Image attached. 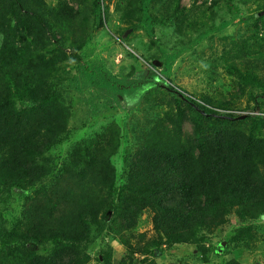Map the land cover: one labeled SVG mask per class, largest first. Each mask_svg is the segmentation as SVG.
<instances>
[{
    "label": "trees",
    "instance_id": "trees-1",
    "mask_svg": "<svg viewBox=\"0 0 264 264\" xmlns=\"http://www.w3.org/2000/svg\"><path fill=\"white\" fill-rule=\"evenodd\" d=\"M107 1L112 0H0V191L33 193L20 227L9 230L0 220V264H124L115 258V241L131 259L137 257L134 264H157L156 253L176 244L200 249L206 241L200 232L213 233L232 216L241 225L264 221V113H259L264 102V31L259 28L261 23L264 28V0H242L251 6L247 19L255 27L222 56L212 54L211 69L203 70L216 72L222 63L226 72L238 74L240 97L251 112L243 120L236 119L243 111L241 99L191 93L174 82L172 71L177 54L241 17L232 0H193L191 7H183V0H117L116 15L125 11L130 23L122 35L141 31L154 45L160 43L155 39L158 28L167 27L189 42L178 44L176 54L161 50L147 59L153 66L158 58L164 66L160 74L150 71L159 77L152 88L160 95L148 103L147 116L129 121L127 115L123 124H107L65 159L55 160L56 173L46 163L45 154L72 132L71 107L61 92L65 61L75 60L82 79L110 91L116 101L118 95L138 93L140 109L147 96L135 86L137 79L116 81L106 68L94 69L86 61L84 48L108 19ZM224 1L232 16L213 24ZM185 122L192 127L189 141ZM130 125L140 129L134 132V149L124 145L118 176L112 159ZM50 175L58 177L51 190L39 188ZM143 221L151 232H140ZM235 234L238 253L255 249L260 240L253 225ZM229 247L220 243L218 252Z\"/></svg>",
    "mask_w": 264,
    "mask_h": 264
},
{
    "label": "rangeland",
    "instance_id": "rangeland-1",
    "mask_svg": "<svg viewBox=\"0 0 264 264\" xmlns=\"http://www.w3.org/2000/svg\"><path fill=\"white\" fill-rule=\"evenodd\" d=\"M52 1V0H51ZM206 0H198V4L204 3ZM116 2L117 0L107 1L110 4V12L108 19H106L104 26L94 31L93 38L89 43V46L84 48L87 50L86 61L94 69L101 67L106 68L111 72L112 77L116 81L133 82L137 79L135 84L138 89L146 90L147 96L144 98L143 104L140 109H136L137 101L139 99L138 93L132 95H118L119 101H116L111 97V94L107 90H100L99 84H89L85 77L82 79V75L75 60H67L63 64V70L60 76L64 80L62 83L61 92L65 100V104L71 107L70 128L72 132L68 135L67 139L56 146L53 150L45 154L46 162L50 168L55 169V160L65 159L80 141L88 140L90 136L98 134L100 130L111 122H118L123 124V120L127 115H130L128 119L135 120L139 116H147L148 103L160 95L159 89L152 88L153 82H159V77L155 74H150V71H155L157 74L161 73V69L164 70L163 63L160 67H153L147 59L156 54L159 56L161 50H165L169 53H175L181 51L178 44L184 47L189 42L188 37L182 34L175 33L171 28L159 27L156 32L155 39L159 44H154L145 33L133 32L130 29L129 32L122 35L124 30L130 28L126 12H120L116 15ZM193 0H183L182 6L191 7ZM210 4V3H209ZM232 4L236 5L241 12V17L231 23L222 33L218 35H211L209 38L204 39L196 45L194 48H185L181 54L176 55V59L173 64L172 71L174 73V82L181 88L189 90V92L201 95L208 93L212 98L216 100L226 101H239L240 97V78L237 73H229L225 71L223 64L221 63L217 67V73L213 70L212 73H203L204 69H211L208 66V60L212 54L220 57L229 50V48L237 41L250 35L251 27L254 28L255 21L248 20L250 16L251 6L245 4L242 0H232ZM72 5L77 8L75 3ZM255 7H253L254 9ZM232 15L228 12L227 2H221L216 13L214 15L213 24H219L225 18L230 19ZM241 18H245V21H241ZM262 23L259 28L264 31ZM192 37V36H191ZM67 51H70L69 49ZM153 61V60H152ZM102 64V65H101ZM194 68V71H191ZM61 70V71H63ZM59 75V74H58ZM99 73L96 78H99ZM75 78H79L78 84H76ZM109 96V97H108ZM248 102L246 99H241L238 106L243 111L238 112V115H247L251 113L247 111L246 107ZM166 110V108H164ZM96 111L97 115H93L92 112ZM264 113V102L260 112ZM140 120L135 122L136 124ZM139 127H133L130 125L124 128L123 136L128 138V141L123 137V145L121 151L112 159V166L115 168L116 174L119 176L123 170L124 145H127L130 150L134 149L136 144L134 140V132ZM185 134L186 140L189 141L192 135L191 124L185 122ZM261 137L264 138V130ZM52 161V162H51ZM56 173V169L54 170ZM58 177L50 175L46 181V184L42 183L39 188H50L57 182ZM25 196L21 191L15 189L5 188L0 191V220H4L9 230H14L15 227H20L22 224V212L30 199L33 197ZM111 213H109L110 215ZM246 225H253L254 230L260 233V240L251 250L238 253L234 247L233 238L236 235L235 232L240 227ZM150 225L146 222H142L139 225L140 232H151ZM201 236L206 237V241L200 249H197L190 244H176L173 248H167L165 251L157 252L155 255V261L157 264H229L233 260H238L241 264H264V221H247L243 225L240 224L238 218L232 216L230 222L224 227L214 231L213 233L200 232ZM108 242H110L108 240ZM220 243L228 245L224 252H218ZM115 249V258L124 264L136 263L137 257L131 259L130 252H125V248L119 241H115L112 244ZM111 245V246H112ZM100 246V240L95 243L93 255L96 256ZM37 250H42L39 246H32ZM166 248V247H164ZM217 250V251H215ZM97 251V252H96ZM42 252V251H40ZM49 251L46 253L48 254ZM114 256V253H113ZM124 261V262H123ZM92 264H96L95 261Z\"/></svg>",
    "mask_w": 264,
    "mask_h": 264
},
{
    "label": "water",
    "instance_id": "water-1",
    "mask_svg": "<svg viewBox=\"0 0 264 264\" xmlns=\"http://www.w3.org/2000/svg\"><path fill=\"white\" fill-rule=\"evenodd\" d=\"M154 65L157 66V67H160L161 66V63L158 62V61H154ZM245 117H246V115H242V116L237 117L236 119L243 120V119H245ZM228 119L234 120L233 118H228Z\"/></svg>",
    "mask_w": 264,
    "mask_h": 264
},
{
    "label": "clouds",
    "instance_id": "clouds-1",
    "mask_svg": "<svg viewBox=\"0 0 264 264\" xmlns=\"http://www.w3.org/2000/svg\"><path fill=\"white\" fill-rule=\"evenodd\" d=\"M154 61H158V60H153V61H152V63H153V67L156 68L157 66L154 65ZM158 62H159V61H158ZM151 66H152V65H151Z\"/></svg>",
    "mask_w": 264,
    "mask_h": 264
}]
</instances>
